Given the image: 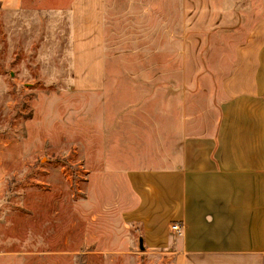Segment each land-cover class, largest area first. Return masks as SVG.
<instances>
[{
    "label": "rangeland",
    "instance_id": "374dc122",
    "mask_svg": "<svg viewBox=\"0 0 264 264\" xmlns=\"http://www.w3.org/2000/svg\"><path fill=\"white\" fill-rule=\"evenodd\" d=\"M70 1L0 5V264H173L126 222L123 169L213 128L264 0H106L107 95L70 86Z\"/></svg>",
    "mask_w": 264,
    "mask_h": 264
},
{
    "label": "crops",
    "instance_id": "0c3cea01",
    "mask_svg": "<svg viewBox=\"0 0 264 264\" xmlns=\"http://www.w3.org/2000/svg\"><path fill=\"white\" fill-rule=\"evenodd\" d=\"M0 5L27 13L25 0ZM67 23L70 86L107 95L106 0H71ZM224 91L210 131L186 136L178 124L175 139L160 137L159 165L123 169L126 222L173 264H264V16L238 47Z\"/></svg>",
    "mask_w": 264,
    "mask_h": 264
},
{
    "label": "water",
    "instance_id": "95a60500",
    "mask_svg": "<svg viewBox=\"0 0 264 264\" xmlns=\"http://www.w3.org/2000/svg\"><path fill=\"white\" fill-rule=\"evenodd\" d=\"M144 239H143V237H140V247L142 248V249H144Z\"/></svg>",
    "mask_w": 264,
    "mask_h": 264
},
{
    "label": "built area",
    "instance_id": "2783aa9c",
    "mask_svg": "<svg viewBox=\"0 0 264 264\" xmlns=\"http://www.w3.org/2000/svg\"><path fill=\"white\" fill-rule=\"evenodd\" d=\"M173 225H174V226H173V227H174V229H177V230H179V226H180V224L174 223Z\"/></svg>",
    "mask_w": 264,
    "mask_h": 264
}]
</instances>
